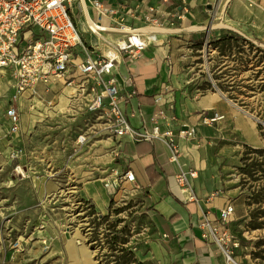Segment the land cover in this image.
Here are the masks:
<instances>
[{"label":"crops","instance_id":"obj_1","mask_svg":"<svg viewBox=\"0 0 264 264\" xmlns=\"http://www.w3.org/2000/svg\"><path fill=\"white\" fill-rule=\"evenodd\" d=\"M96 1L114 11L102 20L110 31L101 36L89 30V23L96 19ZM230 1L74 2L71 14L83 44L73 51L66 72L73 83L66 86L52 79L49 88L40 84L37 88L39 99L46 102L58 96L56 101H62L67 109L70 105L86 109L94 92L89 88L88 80L76 70V63L115 49L125 38L121 27L141 30L147 47L137 58L121 53L114 69L113 75L120 88V105L134 130H151L155 124L162 132H172L181 151L182 167L197 171V177L190 180L197 199L188 200L189 192L178 180L180 169L170 161L163 141L133 140L128 134L111 135L94 114L97 122L90 124L95 130L88 143L72 142L77 149L75 154L66 152V146H60L63 141L67 145L68 140L53 141L57 143L54 148L60 149L59 155L62 157L67 153L66 158L70 159L71 183L67 182L65 188L68 189L70 184V189H76L72 192L69 211L76 212L77 225L71 232L67 229V232L59 230L53 236L45 234L43 238L51 251L43 253L40 245L34 246L33 249L40 248L42 253L40 251L33 264H51L55 254L64 258L69 244L94 245L95 241L90 242V219L99 221L110 214V208L119 206L134 211L146 222L142 235L147 237L148 243L141 248L143 259H154L159 264H254L249 244L260 230L248 227L249 195L240 167L245 147L258 148L262 143L255 118L240 107L238 100L230 97L234 89L244 97L246 88L252 87L246 86L248 82L237 67L232 69L226 65L229 53L224 51L226 47L222 40L230 30L239 34L238 30L244 24L239 16L242 1L234 4V21L228 22ZM215 6L217 9H213ZM218 62L220 66L213 71ZM12 73L11 70L1 72L0 80L12 84ZM133 91L136 94L128 97ZM214 113L224 115V120L204 125L203 116ZM155 115L158 118L154 123ZM84 119L89 120L86 115L84 118L77 116L75 121L82 123ZM190 128L195 131L193 137L179 136L181 129ZM246 131H251L256 141H245ZM230 133L240 137L241 133L242 137L237 140ZM28 142L18 140V143ZM33 151L36 150L29 149L27 154L33 155ZM34 153L38 157V152ZM40 154L46 156L47 149ZM127 171L134 173L133 182L126 181L117 188L105 186ZM228 204L234 205L235 212L226 227L238 243L231 251L232 260L214 242L210 228L202 227L209 222L211 228H220V212ZM80 229L85 231L84 236L77 233ZM71 233L73 236L68 238ZM205 234L209 236L205 237ZM58 239L63 243L57 249ZM77 263L82 264L81 261Z\"/></svg>","mask_w":264,"mask_h":264},{"label":"rangeland","instance_id":"obj_2","mask_svg":"<svg viewBox=\"0 0 264 264\" xmlns=\"http://www.w3.org/2000/svg\"><path fill=\"white\" fill-rule=\"evenodd\" d=\"M239 1L243 2L239 16L244 24L240 26L239 34L228 31L224 51L229 53L226 60L228 68L237 67L245 76V82H248L246 86H252L246 88L244 97L237 89L231 91L230 97L238 100L240 107L255 118L260 132L262 145L258 148L245 147L240 173L244 175L247 194L252 201L246 218L250 222L251 212L261 214L257 220L260 233L254 235L249 244L251 262L264 264V0H231L227 8L230 24L234 21L233 6ZM229 27L235 28L232 25ZM220 64H214L212 70H216ZM4 71L7 70L1 72ZM11 72L12 84L0 80V264H33L40 251H51L49 243L43 238L45 234L53 236L57 231L67 232V229L71 232L77 225L70 217L76 212L69 211L73 201V193L69 192H76V189H70V184L68 189L65 188L67 182L71 183L70 159L66 158L67 153L62 157L59 155L60 149L54 148L57 143L53 141L68 140L67 145L63 141L60 146H66V152L68 150L75 154L77 149L72 142H77L83 134L91 137L95 129L90 124L97 122L98 118L87 107H63L62 101H56L58 96L46 102L39 99V94L33 95L32 99H28L29 94L16 99L17 81L14 71ZM11 106L19 108L17 133L10 131L12 122L7 117V110ZM86 115L89 120L84 119L82 123L75 121L77 116L84 118ZM230 135L241 139L236 134ZM244 135L245 141H256L251 131H246ZM18 140L29 142L18 143ZM29 149L36 151L29 155ZM46 149V156L40 154ZM17 150L23 153L14 159L12 153ZM34 152H38V157ZM133 212L119 206L110 208V214L99 221L90 219V242L96 243L90 246L86 243L79 246L69 244L64 258L55 254L51 257V264H78V261L82 264H116L115 260L124 255L123 249L133 254L126 264H159L154 259H143L141 248L148 243L147 237L142 235L146 222ZM77 233L84 236L85 231L80 229ZM72 236L71 233L68 238ZM58 242L57 249L63 241L58 239ZM39 245L42 250L33 249Z\"/></svg>","mask_w":264,"mask_h":264},{"label":"built area","instance_id":"obj_3","mask_svg":"<svg viewBox=\"0 0 264 264\" xmlns=\"http://www.w3.org/2000/svg\"><path fill=\"white\" fill-rule=\"evenodd\" d=\"M76 1L0 0V72L10 69L14 71L17 81L16 99L25 94H29L28 99H32L33 95L38 93V86L44 84L49 88L52 79L66 86L73 83V80L66 76V72L71 65L73 51L83 44L81 33L71 14V7ZM94 8L96 19L89 23V30L101 36L110 31L102 20L114 11L99 1L94 3ZM120 31L125 38L115 49L102 53L97 58L88 57L86 61L76 63V70L88 80L91 84L89 88L94 92L87 110L105 124L111 135L121 137L128 134L133 140L163 141L169 151L170 161L180 169L178 180L189 192L188 200L195 201L197 198L190 180L196 178L198 174L194 169L185 170L182 167L181 151L172 132H162L155 124L151 130H134L121 108L120 88L113 75L117 60L121 53H127L131 58L139 57L147 47V42L141 30L121 27ZM135 94L133 91L128 97L132 98ZM18 109V106H11L7 110V117L12 122L10 127L12 133H17L19 129ZM157 118L155 115L152 121L155 123ZM224 118L225 116L219 113L205 114L202 123L214 125ZM194 135L195 131L192 128L179 131L180 137ZM77 142L80 145L86 144L87 135H80ZM22 153V150L14 151L12 157L18 158ZM134 179V173L127 171L105 186L117 188L126 181L133 182ZM234 212V205L228 204L220 212L222 224L220 228H211L209 222L202 226L210 228L209 232L214 242L220 246L229 260H232V249L238 247V243L226 227Z\"/></svg>","mask_w":264,"mask_h":264},{"label":"trees","instance_id":"obj_4","mask_svg":"<svg viewBox=\"0 0 264 264\" xmlns=\"http://www.w3.org/2000/svg\"><path fill=\"white\" fill-rule=\"evenodd\" d=\"M223 44L225 45V47H227V43H228V39H224L222 40ZM155 140V139H154ZM144 141V140H142ZM261 153V152H260ZM249 201H248V205H250L252 203L250 196L248 197ZM260 212H251V220L248 224V227L252 228V229H258V226L260 225V223H258V218L260 216ZM122 253H124V255L118 259H116V264H126V261L129 260L130 258L133 257V254H131L130 252H127L126 249L122 250ZM124 259V261H121L122 259Z\"/></svg>","mask_w":264,"mask_h":264},{"label":"bare ground","instance_id":"obj_5","mask_svg":"<svg viewBox=\"0 0 264 264\" xmlns=\"http://www.w3.org/2000/svg\"><path fill=\"white\" fill-rule=\"evenodd\" d=\"M25 96H28V95H27V94H25ZM69 193H71V194H72V192H69ZM76 217H77V216H75V214H73V215H72V220L76 221Z\"/></svg>","mask_w":264,"mask_h":264}]
</instances>
